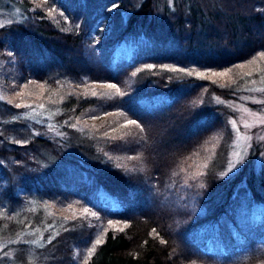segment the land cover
Segmentation results:
<instances>
[{"label": "trees", "instance_id": "16d2710c", "mask_svg": "<svg viewBox=\"0 0 264 264\" xmlns=\"http://www.w3.org/2000/svg\"><path fill=\"white\" fill-rule=\"evenodd\" d=\"M12 7L20 15L0 27V55L12 53L14 74L74 89L47 102L43 121L0 100V233L34 226L46 241L59 232L36 248L45 264H83L104 229L89 264H264L259 142L224 169L231 109L217 97H235L237 84L188 74L264 52V0H0ZM109 83L123 95L101 87ZM91 103L114 119L101 133L72 127ZM126 120L141 127L120 128Z\"/></svg>", "mask_w": 264, "mask_h": 264}, {"label": "rangeland", "instance_id": "374dc122", "mask_svg": "<svg viewBox=\"0 0 264 264\" xmlns=\"http://www.w3.org/2000/svg\"><path fill=\"white\" fill-rule=\"evenodd\" d=\"M19 13L20 11H17L15 7L6 11L0 10V21H7L12 17H19ZM255 58L256 63L254 64L246 62L239 64L244 65L243 68L238 67L239 65L229 68L232 70L229 74L231 80L229 77L217 76L223 82L230 83L231 81H235L234 83L237 84L235 97L230 99L217 97L218 101L224 102L231 109L228 119L232 130V139L224 168L226 173H232L239 167L255 142H259L258 146L261 148L255 158V165L258 168L264 166V140L260 139L261 136H264V124H256L257 116L264 117V103H259V101H264V91L259 90L264 89V80H262V77H264V59H261L259 56ZM14 70L13 58L11 56L3 57L0 55V96L7 97V99L0 100L7 102L11 100L12 103L15 104L22 102L28 103L31 107L24 108L23 112V114L28 117L43 121L42 119L47 117V109L51 108V103H47L48 101L65 100L73 94L74 82L68 81L59 85L57 88L45 85L43 95H39L40 89L38 85L42 83L35 81V84H31L29 82L32 80H20L18 76L14 74ZM248 72H251L252 75H246ZM25 84L28 85L27 89L23 87ZM21 91L25 93L34 92L36 94L31 96L25 95L23 99H21V97L16 95V93ZM61 97H63V99H61ZM40 103L45 105L43 109L38 107ZM244 108H248L250 111L245 113L243 111ZM33 109H35V111H33ZM113 120V117L109 115V113L101 111L97 105L94 106V104L91 103L89 108L85 107L81 113L74 118L73 124H78L89 133L93 134L96 131L101 133L104 129L107 130L108 126L106 125H113ZM232 120H236L239 132L243 135L238 134L236 130L233 129L231 124ZM243 120H247L248 123L254 124L255 126L252 128H245L242 123ZM247 137H251V139ZM236 153H239V156H237ZM30 205L36 208L40 205V202L33 199ZM5 212L6 207L3 203H0V215L5 214ZM17 217L19 218V216ZM41 236H43L41 228L38 229V227L34 226L24 227L13 233H0V241L6 243L5 249L0 250V264H33L36 263L35 261L38 262L37 264H45L46 261L39 260L36 257V248L40 246L30 243V241L39 239ZM9 241H15V243H9ZM20 242H23L25 245L24 248L27 250V259H24V255L20 256V247L17 245ZM4 251L9 252L7 257L3 255Z\"/></svg>", "mask_w": 264, "mask_h": 264}, {"label": "snow or ice", "instance_id": "6c2138e0", "mask_svg": "<svg viewBox=\"0 0 264 264\" xmlns=\"http://www.w3.org/2000/svg\"><path fill=\"white\" fill-rule=\"evenodd\" d=\"M43 2L46 3L47 0H43ZM113 7H115V5H113ZM17 11H19V9H17ZM49 11L51 13V12H53L55 10L54 9H49ZM11 23H12L11 20L0 21V27H3L5 24H11ZM9 55L11 56L12 53H9ZM259 57L261 59H264V52L259 53ZM247 63H249V64L256 63V58H253V60L248 61ZM145 67L146 68H152L153 66L152 65H145ZM238 67L243 68L244 65H239ZM173 70H175V69H173ZM257 70H259V69H257ZM180 71H186V70L180 69ZM231 71H232L231 69H227V70H225L223 72H211L210 75H209V74H207L205 72H200V71H194L193 70V71H188V74L189 75H195V76L201 77V78H211V77H215V76H219V77H229V79L231 80V77L229 76V74L231 73ZM246 75H249L250 76V75H252V73L251 72H248V73H246ZM262 80H264V77H262ZM231 82L234 83L235 81H231ZM29 83L35 84L36 82L35 81H30ZM221 86H224V85H221ZM23 87L25 89H27L28 88V85L25 84ZM38 87L40 89L39 95H43L44 90H45V85L40 84V85H38ZM101 87L104 88V89H107V90H114L115 93H118L120 95H123V93L120 92V89L117 87L116 84L109 83V84L102 85ZM259 90L260 91H264V89H259ZM34 94H36V93H34V92H27V93H25L23 91L16 93L17 96L21 97V99H23V97L25 95L31 96V95H34ZM84 94L85 95L90 94L92 96L99 95L101 97L106 96V95H109L108 92H104V91L97 92L95 88L88 89L87 86L85 88ZM0 99H7V97L0 96ZM61 99H63V97H61ZM9 103H12V101L9 100ZM53 103H55V101H53ZM259 103H264V101H259ZM15 107L16 108H21V107H23V108H29V107H31V105H29L26 102H22V103L15 104ZM38 107L41 108V109H43L45 107V105L43 103H40V104H38ZM33 111H35V109H33ZM243 111L245 113H248L250 110L248 108H244ZM109 115H111V114H109ZM119 115H123V113H120ZM242 123H243V125H244L245 128H252V127L255 126L254 124L248 123L247 120H243ZM231 124L233 126V129L236 130V132L238 134H240L236 120H232L231 121ZM256 124H264V117L257 116V118H256ZM129 125H135L138 128L141 127L137 123V121H135V120H126L125 121V124L124 125H121L120 128H126ZM72 127H76V125L74 124V125H72ZM141 130H142V128H141ZM111 131L112 132H117L118 129L117 128H112ZM104 135L105 136H109V133L108 132H105ZM124 135H127V133H121V136L119 138H123ZM240 135H243V134H240ZM112 138L115 139L117 137H112ZM247 138L248 139H251V137H247ZM260 139L264 140V136H261ZM19 142L20 141H17V143H19ZM236 155L239 156V153H236ZM202 167H207V163L205 162V164L202 165ZM202 174H203L202 172H197L196 173V175H202ZM45 207H47V205H45ZM71 207L72 206L69 205V208H71ZM83 214H87V215H90V216H96L97 215L95 212H90V210L88 208H84L83 209V212H82L81 215H83ZM76 218H78V217H77V215L75 213L71 217H64V219H76ZM119 224H120V222H118V221L117 222L108 221V225L111 226L115 231H118V232H123L126 228L129 227V224H127V223H124L123 227H118ZM48 227L51 228L52 226L49 225ZM106 232H107V229H104V231L100 232L95 237V240L91 243V245L87 248L86 255H85L84 259H83V264H89V261H90L91 257L93 256V254L96 252L97 247L105 242V234H106ZM152 234H154V238H158L159 237V233L156 231V229H152V232L150 233V235H152ZM57 235H59V232H56L54 235H49L47 237V240L46 241H44L43 236H41L39 239L30 241V243L35 244V245H39V246H43V243L42 242L51 243L52 240H54L55 239V236H57ZM9 243H15V241H9ZM144 243L146 244L147 241H145ZM160 243H162V244L163 243H167V241H165L163 238H160ZM5 247H6V243L3 242V241H0V250L5 249ZM3 255L5 257H7L9 255V252L4 251L3 252ZM193 264H195V262H193Z\"/></svg>", "mask_w": 264, "mask_h": 264}]
</instances>
